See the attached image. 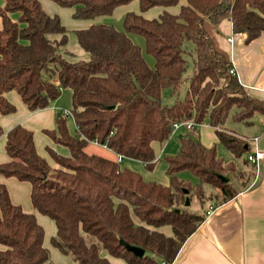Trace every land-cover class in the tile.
Segmentation results:
<instances>
[{
  "label": "trees",
  "instance_id": "obj_1",
  "mask_svg": "<svg viewBox=\"0 0 264 264\" xmlns=\"http://www.w3.org/2000/svg\"><path fill=\"white\" fill-rule=\"evenodd\" d=\"M3 1L0 115L15 111L4 96L8 92L17 93L33 113L69 90L75 129L69 132L61 112L55 128L44 130L54 145L68 152L65 156L46 148L50 164L36 152L32 132L13 126L5 134L8 161L0 163V176L30 185L32 208L55 226L50 244L76 264H114L112 259L171 264L205 220L206 206L232 200L254 178L247 139L225 123L231 118L250 125L255 115H264V102L249 97L230 73V53L216 35L227 21L231 34L244 35L246 44L259 38L264 33V0H186L177 14L166 9L179 0H48L72 9L73 19L86 21L138 3V13H127L120 27L92 24L72 32L56 16L45 15L38 0ZM155 7L163 9L158 18L142 16ZM16 12L22 28L9 17ZM69 33L88 54L87 61L66 60L62 52ZM131 35L143 38L153 68ZM189 51L194 57L186 94L164 104V92L177 96L185 80ZM184 120L196 125L206 120L218 142L235 159H243L246 171L219 157L215 145L204 146L194 135L195 127L178 138L175 155L163 157L167 186L146 181L117 162L121 156L152 170L159 160L154 143L168 140L172 123ZM183 173L194 181L181 178ZM127 247H139L144 255L136 257ZM0 264H53L42 226L11 202L4 184Z\"/></svg>",
  "mask_w": 264,
  "mask_h": 264
},
{
  "label": "crops",
  "instance_id": "obj_2",
  "mask_svg": "<svg viewBox=\"0 0 264 264\" xmlns=\"http://www.w3.org/2000/svg\"><path fill=\"white\" fill-rule=\"evenodd\" d=\"M38 4L45 15L56 16L69 32L86 29L92 24L120 26L127 13H138V3L134 1L117 8L109 16L96 17L86 21L73 19L72 9L61 8L48 0H38ZM4 6L5 2L0 0V9ZM9 17L22 28L18 22L19 13H10ZM222 31H224L223 35ZM219 32L225 49L230 53L235 75L245 93L251 98L264 102V33L246 44L244 35L231 34L229 24L227 28L221 27ZM230 38L232 43L227 42V39ZM20 44L23 47L26 46L25 42L20 41ZM64 53L68 54L67 51ZM4 96L14 106L15 111L8 115H0V127L4 133L0 137V163L8 161L4 149L5 134L13 126L20 124L32 132L38 155L52 164L46 153V148L56 151L57 146L43 132L54 129L56 115L69 110L60 109L57 106V99L47 108L31 113L14 91L8 92ZM251 121L250 125H245L246 129L243 133L237 128H226L247 139L251 153L258 151L263 154L262 160L257 164L254 178L249 186L232 200L220 206H216L214 203L206 206L205 212L211 206L214 208L211 215L205 218L196 232L184 242L171 264H264V115H255ZM211 131H213L212 135L207 136L202 131L197 133L194 129V135L206 147L215 145L217 152L222 145L218 142L212 128ZM153 148L156 157L159 155L161 157L162 143H154ZM99 150L104 153L103 149ZM220 153L222 159L229 156L223 149H220ZM230 160L231 158L225 162ZM239 168L244 171L247 169L246 166H239ZM0 184H4L7 188L13 204L20 206L25 213L33 214L32 212H34V215H39L30 203V185L28 183L0 176ZM41 223L48 228L51 226L46 221H41ZM53 227L55 229V226ZM50 238L48 239L49 243ZM55 250L52 253V258L56 264H72V259L60 253L56 248Z\"/></svg>",
  "mask_w": 264,
  "mask_h": 264
},
{
  "label": "rangeland",
  "instance_id": "obj_3",
  "mask_svg": "<svg viewBox=\"0 0 264 264\" xmlns=\"http://www.w3.org/2000/svg\"><path fill=\"white\" fill-rule=\"evenodd\" d=\"M185 4H186V0H179L178 4L176 6L167 8L166 10L169 13L177 14L179 12V8L181 6H184ZM162 11H163L162 8L155 7L153 9L147 11L146 13H143L142 16L144 18H146V19H156V18L159 17V15L162 13ZM115 26L116 27H120L121 25L120 26L119 25H115ZM224 26L227 28V26H228V22L227 21L222 22V24L220 25V29H221V27H224ZM223 34H224V31H222V35ZM216 37L218 38V42H219L220 46L225 48V45H223V43H222V38L219 35H216ZM50 38H57V36H55V37L51 36ZM130 38L133 41V43H135L136 45H138L140 47L142 55H143L146 63L151 68H153L154 59H153V57L151 55L146 54V52L144 50V40H143V38L141 36H139V35H131ZM64 51H67L69 55H66L64 53ZM64 51L62 53L64 54L66 60H68L70 62H75V61H78V60L87 61L88 58H89L88 54L86 52H84L78 46V44L76 42V39H75V37L73 36L72 33L68 34V43H67ZM193 57H194L193 53L191 51H189L188 55H187V59H188L189 65H188V68H187V71H186V74H185V80L183 81V83H182V85H181V87H180V89L178 91L177 96H173L172 97V96L169 95L168 92H164V94L162 96V102L164 104H167V105L168 104H172L176 99L182 100L184 98V96L186 94V89H187V86H188V81L187 80L191 76V72H192V60H193ZM57 99H58L57 106L60 109H64V110H70L71 109V94H70L69 90H62L60 92V95H59V97ZM65 115H66V126H67V129L69 130L70 133H73L75 127H74V123H73V120H72V118L70 116L69 111H66ZM225 125L228 128L229 127L230 128H237L242 133L246 129V126L244 124L234 122V121H232L231 118L227 119ZM195 131H197V133H199V131H202L203 134L207 135V136L212 135V133H213V131H211V128L206 124V120L204 121V123L201 126L197 125L195 127ZM180 132L182 133L184 131H180ZM180 132L176 133L175 135L170 136L168 140H166V141H164L162 143L163 151L161 152V157H160V155L158 156L159 160L156 162V164H155V166H154V168L152 170H146L141 162L136 161V160H131V159H122V161L120 163V166L122 168H124V167L125 168H129V169L139 173L143 177V179L146 180V181L156 182V183H159L161 185L167 186L168 185V176L166 174V164L163 161V157L172 156V155H175L178 152V148H179L178 147V138L181 135ZM91 147H89V149H88L90 152H91V149H90ZM220 147H217V148L223 149V151H225L229 155L227 157H223L224 161H227V160H229L231 158L230 161H234L235 164L238 167L239 166L244 167L243 159H235L226 149H224L222 146H220ZM220 149H218L217 153H218L219 157L222 158V155L220 153ZM56 151L59 154L65 155V156L68 154L67 150L64 147H61V146H57L56 147ZM180 177L189 179L191 181H194L186 173L181 174ZM192 207H193V205H192ZM32 213L34 215V212H32ZM34 216H35V219H36L37 223L39 225H41L43 230H44V242H45L44 246H45V248L48 249L50 261L53 264H56L55 261L52 258V253H53V251H56V250L48 242V239L50 237L55 236V229L53 227L54 224L47 217L39 216V215L36 216V214ZM40 220L41 221H46L51 226L48 228L46 225H43ZM164 231H167L169 233L168 228H165ZM67 257H69V256H67ZM69 258L72 259L71 257H69ZM72 261H73V259H72ZM112 262L114 264H123L122 261L116 260V259H112ZM72 264H76V263L73 261Z\"/></svg>",
  "mask_w": 264,
  "mask_h": 264
},
{
  "label": "built area",
  "instance_id": "obj_4",
  "mask_svg": "<svg viewBox=\"0 0 264 264\" xmlns=\"http://www.w3.org/2000/svg\"><path fill=\"white\" fill-rule=\"evenodd\" d=\"M228 43H232L231 38L227 39ZM232 63V61H231ZM230 73L235 75L233 66L230 69ZM197 125L192 121V120H184V121H179V122H174L171 125V129H170V136L175 135L176 133L180 132V131H191L194 129V127H196ZM158 158V157H157ZM263 158V154L261 152L255 151L254 153L250 154L247 156V159L250 163L255 164L256 166V170H257V164L260 160H262ZM122 157L121 156H117V162L121 163L122 161ZM213 207H209V209L206 210L205 212V218H207L208 216L211 215L212 211H213ZM160 264H164L163 262Z\"/></svg>",
  "mask_w": 264,
  "mask_h": 264
},
{
  "label": "water",
  "instance_id": "obj_5",
  "mask_svg": "<svg viewBox=\"0 0 264 264\" xmlns=\"http://www.w3.org/2000/svg\"><path fill=\"white\" fill-rule=\"evenodd\" d=\"M184 193L187 194L188 191L184 190ZM185 206H189V201L188 199L185 200ZM128 250L132 251V253L134 254V256L136 257H142L144 255V251L139 248V247H127Z\"/></svg>",
  "mask_w": 264,
  "mask_h": 264
}]
</instances>
